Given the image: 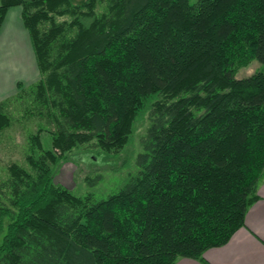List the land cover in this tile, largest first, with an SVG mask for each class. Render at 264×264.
<instances>
[{
    "label": "trees",
    "instance_id": "16d2710c",
    "mask_svg": "<svg viewBox=\"0 0 264 264\" xmlns=\"http://www.w3.org/2000/svg\"><path fill=\"white\" fill-rule=\"evenodd\" d=\"M11 6L40 77L0 101V133L38 127L0 178V264L202 261L245 225L264 176V0H0V27ZM142 109L117 191L54 181L74 148L121 149Z\"/></svg>",
    "mask_w": 264,
    "mask_h": 264
},
{
    "label": "rangeland",
    "instance_id": "374dc122",
    "mask_svg": "<svg viewBox=\"0 0 264 264\" xmlns=\"http://www.w3.org/2000/svg\"><path fill=\"white\" fill-rule=\"evenodd\" d=\"M259 69L260 63L253 60L247 66L241 67L236 77L248 76ZM19 111L15 110L17 116L20 115ZM147 121V111L142 109L134 119L127 142L119 150L104 152L83 146L74 148L67 158L56 164L54 181L73 194H91L93 200L117 191L138 169L136 156L142 151L140 137L144 133ZM36 127H38L36 121L20 117V122L13 121L10 127L0 133V178H5V167L9 162H24L27 135ZM42 137L43 145L47 146V136Z\"/></svg>",
    "mask_w": 264,
    "mask_h": 264
},
{
    "label": "crops",
    "instance_id": "0c3cea01",
    "mask_svg": "<svg viewBox=\"0 0 264 264\" xmlns=\"http://www.w3.org/2000/svg\"><path fill=\"white\" fill-rule=\"evenodd\" d=\"M39 77L21 8L11 6L0 27V101L18 90L17 83L27 86ZM257 195L258 199L245 213V225L238 228L225 244L206 249L202 261L180 256L174 264H264V176Z\"/></svg>",
    "mask_w": 264,
    "mask_h": 264
}]
</instances>
